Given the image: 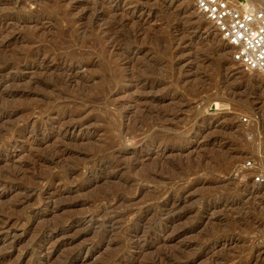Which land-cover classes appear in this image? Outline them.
I'll return each mask as SVG.
<instances>
[{"label":"rangeland","instance_id":"obj_1","mask_svg":"<svg viewBox=\"0 0 264 264\" xmlns=\"http://www.w3.org/2000/svg\"><path fill=\"white\" fill-rule=\"evenodd\" d=\"M212 26L194 0H0V264H264L239 171L264 73Z\"/></svg>","mask_w":264,"mask_h":264},{"label":"built area","instance_id":"obj_2","mask_svg":"<svg viewBox=\"0 0 264 264\" xmlns=\"http://www.w3.org/2000/svg\"><path fill=\"white\" fill-rule=\"evenodd\" d=\"M195 7L232 49L235 62L264 73V7L250 9L244 0H194ZM248 118L244 117V121ZM263 165L253 159L240 165L255 183L264 182Z\"/></svg>","mask_w":264,"mask_h":264},{"label":"bare ground","instance_id":"obj_3","mask_svg":"<svg viewBox=\"0 0 264 264\" xmlns=\"http://www.w3.org/2000/svg\"><path fill=\"white\" fill-rule=\"evenodd\" d=\"M208 23L209 24H211L209 21H208ZM212 27H214V26H212ZM216 30V29H215ZM218 33V32H217ZM222 39V38H221ZM223 40V39H222ZM224 41V40H223ZM225 42V41H224ZM227 45H228V43L227 42H225ZM229 46V45H228ZM256 71V70H255ZM264 259V258H263Z\"/></svg>","mask_w":264,"mask_h":264}]
</instances>
